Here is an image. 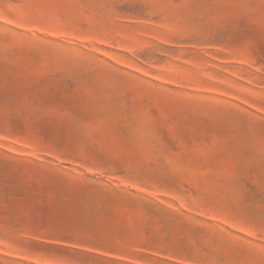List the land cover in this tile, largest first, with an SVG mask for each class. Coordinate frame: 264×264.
<instances>
[{"label": "rangeland", "instance_id": "rangeland-1", "mask_svg": "<svg viewBox=\"0 0 264 264\" xmlns=\"http://www.w3.org/2000/svg\"><path fill=\"white\" fill-rule=\"evenodd\" d=\"M0 264H264V0H0Z\"/></svg>", "mask_w": 264, "mask_h": 264}]
</instances>
